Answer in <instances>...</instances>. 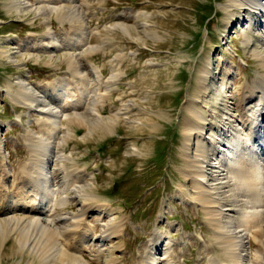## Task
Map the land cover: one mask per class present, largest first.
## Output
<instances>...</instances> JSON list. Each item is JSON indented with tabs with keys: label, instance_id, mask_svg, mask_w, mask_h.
I'll return each mask as SVG.
<instances>
[{
	"label": "rangeland",
	"instance_id": "obj_1",
	"mask_svg": "<svg viewBox=\"0 0 264 264\" xmlns=\"http://www.w3.org/2000/svg\"><path fill=\"white\" fill-rule=\"evenodd\" d=\"M15 1L0 0V220L26 215L23 205H26L24 200L28 199L26 194L30 189L27 184L31 158L29 143L36 141L35 136L43 134L42 127L45 131L49 129L37 120L45 116L41 110L29 107L34 93L48 95L36 87L59 76L67 77L74 83L66 82L63 101L75 99L78 105L71 101L69 103L74 102L76 107L68 108V103L61 118L64 127L57 139L61 144L55 149L68 157L65 162L69 168L57 164L50 173L53 176L59 173L55 181L61 188L68 183L76 188L78 186L73 185L76 181L79 190H68L72 201L70 207L62 205L64 200H60L56 209L64 213L80 211L82 205L78 204L80 199L76 194L83 190L80 184L88 182V188L94 186L98 197L97 206L90 205L87 210L86 224L65 236H58L60 246L70 254L79 251L93 261L97 257L93 244L100 241L97 237L86 240L94 234L100 235L104 224L114 218L115 226L120 225L124 230L119 231L103 250V264H147L149 260H159V264H213L214 258L242 264L240 260L227 261L226 251L220 243L223 240L217 237L219 232L196 201L195 183L181 170L186 161L183 119L188 114L184 108L189 98L204 97L198 99V106L208 121L204 136L198 133L192 136V151L199 149L197 143L201 139L207 146L209 162L214 163L208 168L210 182L224 199V207L229 209L223 217L224 222L229 223L228 214L234 212L229 207L235 208L244 196H236L234 190L225 192L232 181L231 178L221 179L224 174L219 176L223 171L219 172V166L225 153L227 158L236 155L235 152L232 155L233 149L225 144L227 134L232 131L233 139L243 135L238 133L239 125L235 127L233 120L241 115L239 100L245 84L264 77L263 58L256 54L261 51L264 55V18L260 9L252 10L250 16L248 9L232 0H18L19 8L13 5ZM263 3L264 0H260V5ZM63 6L64 23L60 12ZM71 10L79 11L80 19L69 20ZM63 27L65 32H62ZM248 27L253 28L252 31ZM50 30L61 43L65 42L62 40L64 35L67 38L77 33L79 38L87 37L85 43L77 42L81 45L76 49L74 42L56 49H48L44 44L38 46L36 40L39 38L46 36L47 42L50 41ZM247 34L249 43L245 42ZM92 49H96V53ZM77 52L81 55L78 61L84 80H74L69 64L64 61L66 55ZM51 56L54 57L52 61ZM91 62L102 71V82L94 75ZM118 63L123 76L117 85L111 76L114 64ZM204 71L209 73L202 86L200 79H203ZM230 78L231 88L227 85ZM20 79L32 87L22 98L15 95ZM228 88L229 94L223 95ZM94 97H97V106L93 105L96 103ZM77 98L83 103L80 104ZM93 106L101 110L104 121L123 107L129 119L119 120L112 131L102 133L97 130L94 134L90 133L91 127L87 126L86 120V123L69 124V117L79 114L90 119ZM63 138H68V142H63ZM135 147H139L142 154L134 153ZM86 167L87 175L81 171ZM65 180L68 181L64 183ZM12 201L16 207L4 210ZM100 203L103 206L100 207ZM255 213L251 216L253 225L249 226L253 231L257 229L258 215ZM236 215L240 217L239 214H233V217ZM235 220L238 225L239 220ZM22 233L18 227L14 231L6 230L5 235L0 229V264H27L52 247L47 242L42 248L37 233L36 242L25 245L26 251L21 252ZM255 235L250 232L246 235L243 253L246 252L245 257H248L245 264L262 261L260 254H264V246L257 239L259 235ZM98 249L101 248L98 246ZM64 261L68 259H62L59 254L56 260L42 264H64ZM39 263L38 260L36 264Z\"/></svg>",
	"mask_w": 264,
	"mask_h": 264
},
{
	"label": "bare ground",
	"instance_id": "obj_2",
	"mask_svg": "<svg viewBox=\"0 0 264 264\" xmlns=\"http://www.w3.org/2000/svg\"><path fill=\"white\" fill-rule=\"evenodd\" d=\"M232 1L235 4H238L242 7H245L246 9H248L249 13L253 12L252 10H254V12H255V11H257V8H259L260 9V15L262 16V18H264V3L262 5H260V0H232ZM9 2H11V1H9ZM65 2H67V1H65ZM7 3H8V1H7ZM13 5L15 7L19 8L20 1L16 0L13 3ZM24 6H22V7H24ZM64 6H63L62 11L59 10L63 16V19H61L62 23H64L65 19H66V14L64 13L65 12ZM228 6H233V4L228 5ZM79 13L80 12L77 10L70 12L69 16H71V18L69 17L70 18L69 20L74 22L77 18L80 19V17L78 16ZM228 13L230 15L233 14L231 11H229ZM42 15H44V14H42ZM50 15H52V14H50ZM250 16H252V13ZM147 25H148V23H147ZM124 26H122V27H124ZM49 28H51V27H49ZM248 28L250 30L253 29L250 27H248ZM63 31L64 32L66 31L64 27L62 29V32ZM71 31H73V30H71ZM128 33L130 34V32H128ZM225 33H226V31H225ZM76 34L69 35L67 38L65 35H64L65 37L62 36V40H64L65 42L61 43L59 40V37H56L57 35L55 34V32L53 30H50V32L48 33L50 41L47 42L48 38L46 36H44L43 38L37 39L36 44L38 46L44 44L47 46L48 49L49 48L50 49H56L60 46H65V45L68 46L69 43H73V42H74L73 45L77 42L78 43L81 42V44L85 43L83 41L85 40L84 38L87 36L79 34V35H82L84 37V38H79V36H76ZM63 38H65V39H63ZM249 41H250L249 35L247 34L245 42L249 43ZM78 43L75 45V47H74L75 49L78 47V45H81ZM257 44H260V42H257ZM257 44H255V45H257ZM73 45L71 47H73ZM263 49H264V47H263ZM93 50L95 52L96 49H92V51ZM78 51H79V48H78ZM89 51H91V50H89ZM4 52H5V50H4ZM256 54L261 56L263 58L262 62H264V55L262 54V52L260 51V53L257 52ZM80 56L78 55V52L74 53V54H68L65 56L64 61H66L69 64V66H68L69 72L71 73L74 80H79V78L84 80V78H83L84 75L80 71V70H82V67L78 61L80 59ZM53 58H54L53 56L50 57L51 61L53 60ZM83 59H84V57H83ZM77 63L79 65H77ZM54 65H56V64H54ZM90 66L93 68L94 75H96L97 78H99V81L102 82V78H103L102 71L98 70L93 62H91ZM113 67H114L113 68L114 71H113V75L111 77H112V80L114 81V84H117L118 81L122 79L123 72L120 71L119 63L117 65L114 64ZM204 72H205L204 73L205 75H204V77H202L203 79H200V80H202V82L201 81L198 82V83L201 82L202 86H203L204 81L207 78L206 77L207 74L209 73L208 71H204ZM66 78L67 77L61 78L59 76V78H55L51 82H46V83L37 85L36 88L38 89V91L39 90L43 91L45 94H48V95L44 96V94H43V96H41L39 94L34 93L33 95L35 96V98L32 99L33 101L30 99L33 103L32 104L29 103L30 104L29 107H31V109L37 107L35 109L41 110L43 115H45L43 117H38L37 120L39 121L40 124H45L44 126H47L49 129H48V131H45V129H44L45 127H42L41 132L43 134L35 136L36 141L33 140L32 143H29L31 158H30L29 167H28L29 177L27 179V184L30 185V189L27 191V194H26L28 199L24 200L26 202V205H23V210L25 211L26 215L18 217V218L7 217V219H5L3 221L0 220V227H1L0 229H2V232L4 235L6 234V230L7 231H14V230H16L17 227H18V230L23 231V233L20 235L22 240H20L19 250L21 252H24L25 245H28L29 243L32 244L33 242H36L37 233L40 235L38 239L42 241V244H41L42 248H44L46 246L47 242L51 243L52 247L50 249L43 251L41 254H38L36 257H34L32 259V261H30L27 264H36V262L38 260L40 261L41 264L43 262H51V261L56 260L58 258L59 254L61 255L62 259H68V261H64V264H103V261H102V258H104V255H102V252H104L103 250H106L107 249L106 246L109 245V243L112 241V239L115 236L119 235V234H117L119 231L123 232V230H124V228L120 227V225L115 226L114 223H116V221H114V218H113V219H109L108 220L109 222L104 224L102 233L100 235L97 236L94 234V236H90L88 238V240H86V241H91L95 237H97V239L100 241L99 244H93V246L95 247V248H93V250L97 252V257L93 258V261L88 260L85 256V254L80 253L79 251H76L78 253L75 252L73 254L68 253L58 243V240H59L58 236L59 237L65 236L66 234L71 233V231H73L75 229H79V228H81V226L83 224L87 223V216H86L87 210L91 207L90 205H94V206L96 205L97 206L96 200L98 197L93 190L94 186H92L91 188H88V186H87L88 182H87L84 184H80L81 185L80 187L83 188L81 193L79 191H76V194L80 199L78 201V204L82 205L80 207V211H77V213H75V212L71 213V212L66 211L67 213H64L61 211L59 212L58 211L59 209H56V204L60 200H64V201H61L62 205L65 204L66 207H70V205H72V201H71V196L69 195L71 193L69 192V194H67L68 190H70L71 188H72L71 190H73V189L79 190V188H78L79 185H78V183H76V181L73 182L74 186H78L76 188H73L72 184H70V183L66 184V186L64 188H61V186L59 185L60 183L59 182L56 183V181H55L56 178L59 177V173L56 172L55 176H53L50 173L51 168L57 164H60L61 166L64 165L65 169H67L66 167L69 168V166H67V164L65 162L68 159V157L64 153L56 151V149H55L57 145L61 144V142H57L59 135H61L60 132H61L62 128L64 127V123H63V121H61V118L65 115L64 113L67 111L66 108H67V106H69L68 103L71 101H75V99L63 101V98H65L64 94L66 93L65 91H63L65 89L66 82H72L70 80H67ZM208 78H209V76H208ZM109 80H111V79L109 78ZM27 83L28 82H26L25 80L20 81V86L17 89L18 93L15 94L16 96H17V94L19 95L17 97L22 98L23 94L25 92L27 93L29 91V89H32V87L27 85ZM72 83H74V82H72ZM227 83H228L227 85L230 86V88H231V85L233 83L231 78L227 80ZM205 84H206V82H205ZM101 85H102V83H101ZM200 85L201 84H199V86ZM244 87H245V89H244L243 93L240 95V100H239L241 103V108H240L241 109V115H239V119L233 120L234 121L233 125H235V127L238 125H239V127H241V128L238 127V130H237L238 133L241 134V132H242L243 135L242 136L238 135L237 139H233L234 133L232 131H231L232 134H230L231 132L229 134H227V137H226L227 142L225 144L226 145L228 144V147H231L233 149L232 155H234V152L236 153V155H235V158L233 156H228V158H227L226 156L228 154L225 153L224 158H222L220 160V166H219V172H220V170H223L221 173L222 175L220 174L219 176H223V174H224V177L221 179L231 178V181H232V182L230 181L231 182V186L229 185L230 189L225 191V192L234 190V194L236 196H238V197L244 196V198L242 197V199L239 198L240 200H242V202L237 203L235 208L229 207L230 211H234V212H230L231 214H228V215H230V219H229L230 222L229 223L224 222L226 220L223 219V217L227 215L225 213L226 212L225 210H229V209L224 207V204H225L224 199L221 198V196H219V192H217V190H216L217 187H214L213 184H211V182H210L211 179H210V175L208 174V170H209L208 168L211 164H214V163H210L211 161L209 162L208 154L210 152L208 151L207 146L203 145V141L201 139L197 143V146L199 149H197L196 152L192 151V149H193L192 148V136L194 135V133H198L201 136H204L205 129H206L205 124L208 121V119H207L208 117L203 115L201 107L198 106V104H199L198 102H200L198 99L202 100V98H204V97L200 98L198 95H197L198 97L197 96L196 97L190 96L191 98H189V100H188L189 103L187 104V107L185 105L186 108H184L188 112V114H186L185 111H184V115L182 114L183 116H185V114L187 116L185 118L183 117L184 118L183 119L184 120V122H183V132L184 133L183 134L185 137L183 151H184V157H185L186 161H185V165H184L185 167L181 168L185 177L187 179H191V181H193L196 185V190H194V192L198 194V198H196V201L198 203H200V205L204 208V212L208 215V218H209L210 223L212 224L213 228H215L219 232L220 236L218 235L217 237L220 239V241L223 240L220 243L223 247V251H224V249L226 251L225 254H227V261H231L233 263L234 261L240 260L242 264H245V262H244L245 258L248 257V256L245 257L246 252L243 253V250L245 249V246H246L245 238L247 237L246 236L247 233L250 232L251 234L253 233V234L259 235L260 238H257V237L256 238L259 239L261 246H264V77H261L258 80H257V78H255L252 84L248 81ZM33 88H35V87H33ZM119 88H120V85H119L118 89ZM199 88H201V87H199ZM208 88H206V89H208ZM94 90H96V87ZM199 91H201V90H199ZM31 93H32V91H31ZM207 93H208V91H207ZM67 94H68V91H67ZM194 94L196 95V93H194ZM228 94H229V88H228L227 92L223 93V95L227 96ZM201 95H202V93H201ZM205 97H207V96H205ZM95 98L97 99V97H94V100H95ZM76 100L79 101L80 104L83 103L78 98ZM73 103H72V105H71V103H69L70 106L68 108L74 106ZM77 103L78 102H76L74 104H77ZM97 103L98 102L96 101V103L93 105L97 106ZM74 107H76V106H74ZM126 107H129V106H126ZM124 109H125V107L121 108L118 111H115L114 115L111 114L112 116L111 115L109 116L110 117L109 120L104 121V120H102L103 119V116H102L103 113L101 112V110L93 106V108L91 107L90 112H89V113H91L90 119H87L84 115L79 114V115H76V117L75 116L69 117V120H70L69 124L74 125V124H77L78 122H81V121L85 122V120H86L87 126L91 127V130H90L91 134H94L95 131H97V130H99L100 132L112 131L113 129L117 128L119 120H121L122 118L129 119V116H128V114H126V111H124ZM229 112H230V110L228 111V113ZM235 116H237V114ZM233 118H234V116H233ZM77 119H80V120H77ZM229 120L231 121V119H229ZM235 121H238L239 123L235 122ZM154 126H155V124H154ZM69 132H70V130H69ZM70 136H69V138H70ZM63 142H68V138H65V139L63 138ZM223 150H225V149H223ZM226 150H228V149H226ZM133 152L136 154H142V150H140L139 147H135V150ZM218 161H219V159H218ZM71 165H73V164H71ZM62 168L64 169V167H62ZM221 168H224V169H221ZM80 170H75V171L77 172ZM87 170H88V167L84 168L81 171L82 172L84 171V173H86L85 175H87ZM63 171H65V170H63ZM70 172H72V170ZM214 172H217V171H214ZM72 174H73V172H72ZM79 174H80V172H79ZM64 175H65V173H64ZM211 175H214V173L211 172ZM67 181L68 180H65L64 183ZM70 181H71V179H70ZM86 181H87V179H86ZM61 182H63V181H61ZM80 182H81V180H80ZM184 185H186V184H184ZM224 186L226 187L228 185H223V187ZM183 189L186 190L187 188H183ZM88 190H90L92 192H89ZM188 191H189V189H188ZM63 195H64V197H63ZM82 196H85V197L82 198ZM188 196L191 197V195H188ZM52 200L55 201V203H51ZM91 200H95V201H91ZM27 201L29 202V204H27ZM99 205L101 207V206H103V203H100ZM13 207H16V203H14V201L8 203L4 210L7 211L9 209H12ZM107 212H109V211L107 210ZM255 212H257V215L261 218V220L257 216V229L255 231H253V229H251L252 227L250 228L249 226L253 225L251 223V216H254V214H256ZM233 214L234 215L239 214L240 217H238L237 215L236 216L238 218L233 217ZM235 219L239 220L238 225H235V223H234V221H236ZM236 226H238V227H236ZM84 231H85V229H84ZM1 235H2V233H1ZM8 236H9V234H8ZM248 236H250V235H248ZM50 243H48V244H50ZM92 243H94V242H92ZM103 245L105 247L102 248ZM250 245H251V243H250ZM57 246H59V248ZM98 246L101 249H98ZM110 246L112 247V245H110ZM250 248H251V246H250ZM120 250H123V248H121ZM33 251L36 253V250H33ZM260 255H261L260 257H262V261L260 264H264V254H260ZM22 259H25V256ZM154 259H156V257ZM213 261H215L213 264H231L230 262H226V261H223V260L218 259V258H214ZM21 263L22 262H19V264H21ZM105 264H112V263L106 262ZM147 264H159V260H156V261L149 260L147 262ZM233 264H237V263H233Z\"/></svg>",
	"mask_w": 264,
	"mask_h": 264
},
{
	"label": "crops",
	"instance_id": "obj_3",
	"mask_svg": "<svg viewBox=\"0 0 264 264\" xmlns=\"http://www.w3.org/2000/svg\"><path fill=\"white\" fill-rule=\"evenodd\" d=\"M39 264H41V263H39Z\"/></svg>",
	"mask_w": 264,
	"mask_h": 264
}]
</instances>
